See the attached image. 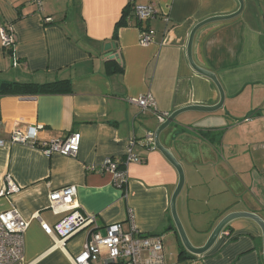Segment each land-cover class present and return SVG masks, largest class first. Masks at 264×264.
Wrapping results in <instances>:
<instances>
[{
    "label": "crops",
    "instance_id": "1",
    "mask_svg": "<svg viewBox=\"0 0 264 264\" xmlns=\"http://www.w3.org/2000/svg\"><path fill=\"white\" fill-rule=\"evenodd\" d=\"M136 2L155 3V16L140 23L131 16L113 38L127 0H41L40 7L34 0H0V29H10L14 38L12 56L0 38V83L70 82L65 93L0 96V139L36 125L38 143L72 132L81 137L74 157L45 155L21 143L0 146V212L14 205L28 220L24 258L15 264H72L82 249L93 226L61 245L40 225L42 220L53 226L66 214L53 213L48 196L67 185L76 187L75 210L94 216L97 226L121 223L128 229L130 209L137 229L162 236L165 264H263L261 231L247 218L232 221L206 253L185 250L179 256L183 246L170 214L178 174L146 140L159 124L157 114L218 102L213 82L189 64L188 37L197 23L231 14L239 3ZM141 28L153 31L146 46L139 44ZM106 43L112 44L108 50ZM191 54L197 66L217 77L223 105L180 114L181 125L167 128L160 142L183 168L176 210L191 243L201 246L232 211L264 219V0H243L236 17L200 27ZM146 93L154 97L155 110L141 112L128 102ZM131 138L138 161L128 165L123 195L99 165L106 157H123ZM89 164L96 170H86ZM5 175L19 187L17 193L1 194Z\"/></svg>",
    "mask_w": 264,
    "mask_h": 264
},
{
    "label": "built area",
    "instance_id": "2",
    "mask_svg": "<svg viewBox=\"0 0 264 264\" xmlns=\"http://www.w3.org/2000/svg\"><path fill=\"white\" fill-rule=\"evenodd\" d=\"M38 7L41 0H34ZM130 8L127 20L134 16L138 23L155 16V3H137L136 0H127ZM46 20H49L46 18ZM0 38L3 50L8 53L13 50L14 38L8 28L0 29ZM153 31L139 29V44L146 46L152 42ZM16 61H13V65ZM128 102L140 108L142 112L155 110L154 97L150 93L128 98ZM169 113L157 114L159 123H162ZM40 126H27L25 129H14L7 141L0 139V146L5 143H21L38 148L45 155L58 153L74 157L79 149L80 134L69 133L64 139L36 141L37 131ZM264 129V126H263ZM153 133L147 135V142L152 147ZM135 139L128 142L123 157H106L100 166V171H107L112 176V183L126 195L128 181V165L138 161L132 153ZM264 148V142L260 145ZM86 170H96L92 164L85 166ZM3 195H12L19 191L9 175L4 176ZM76 187L67 185L52 190L48 196V207L55 214H66L53 226L40 220V225L47 235L57 236L61 245L75 233L90 228L88 237L79 253L71 258L72 264H165L162 236L159 234L144 233L133 223L132 211L128 210L129 228L123 229L121 223H110L97 226L95 217L83 215L76 211ZM28 226L19 210L14 206L0 212V264H15L24 258V233Z\"/></svg>",
    "mask_w": 264,
    "mask_h": 264
},
{
    "label": "water",
    "instance_id": "3",
    "mask_svg": "<svg viewBox=\"0 0 264 264\" xmlns=\"http://www.w3.org/2000/svg\"><path fill=\"white\" fill-rule=\"evenodd\" d=\"M239 3L238 9L227 15H216L212 17H208L201 22L197 23L191 30L189 37H188V42H187V58L189 61V64L191 65L192 69L197 72L198 74L210 79L213 84L216 86L218 93H219V100L217 103L214 105H200V104H189L184 107H181L179 109L174 110L171 112L167 118L162 122L159 123L153 132V141H152V149L158 150L164 157L165 159L175 168L178 174V183L177 186L170 198V214L171 218L173 221V225L175 227V230L179 236V239L181 241V244L183 248L189 252L190 254L193 255H202L206 253L212 245L215 243V241L218 239L220 234L223 232V230L234 220L239 219V218H247L252 220L260 229L261 231V237H262V257H263V264H264V219H262L259 215L248 212V211H232L225 216H223L217 224L214 226L212 229L211 233L209 234L208 238L206 239L205 243L201 246H194L191 241L189 240L186 231L183 227V224L178 216L177 210H176V201L177 197L180 194L183 184H184V172L181 164L176 160L172 152L165 148L161 142H160V135L163 133L167 128H169L172 125H181L179 124L176 118L185 112H202V113H209L218 110L219 108L222 107L223 101H224V91L223 88L221 87V84L219 83L217 77L215 76L214 73L211 71H208L206 69H203L199 66H197L193 59H192V43H193V37L195 32L205 24L215 22V21H220V20H226L230 19L233 17H236L239 15L243 8V0H237ZM112 46L111 43H106L104 45L105 50H108ZM112 53L109 52L106 54V56L111 57ZM7 86V83L3 82L0 83V91L3 90ZM142 112V111H141ZM147 140V136H146Z\"/></svg>",
    "mask_w": 264,
    "mask_h": 264
},
{
    "label": "trees",
    "instance_id": "4",
    "mask_svg": "<svg viewBox=\"0 0 264 264\" xmlns=\"http://www.w3.org/2000/svg\"><path fill=\"white\" fill-rule=\"evenodd\" d=\"M130 13V8L128 3L122 10V14L120 19L116 22L113 38L117 36V29L121 25L127 24V17ZM46 19V18H45ZM13 50L8 51V55L12 56ZM66 91H70V82L68 80H57L48 83H20V82H12L7 83V86L0 91V96L5 95H38V94H57V93H65ZM186 254L187 252L183 248L179 256Z\"/></svg>",
    "mask_w": 264,
    "mask_h": 264
},
{
    "label": "rangeland",
    "instance_id": "5",
    "mask_svg": "<svg viewBox=\"0 0 264 264\" xmlns=\"http://www.w3.org/2000/svg\"><path fill=\"white\" fill-rule=\"evenodd\" d=\"M187 234V233H186ZM188 236V235H187ZM189 238V237H188ZM190 240V239H189ZM167 253H168V251H167ZM175 251L171 254V255H168V257H169V259L171 260V259H174L175 257H176V255H175Z\"/></svg>",
    "mask_w": 264,
    "mask_h": 264
}]
</instances>
